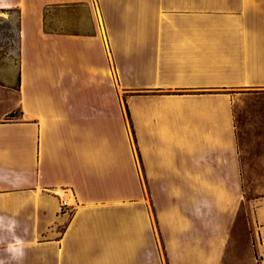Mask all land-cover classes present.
<instances>
[{"label":"crops","instance_id":"crops-1","mask_svg":"<svg viewBox=\"0 0 264 264\" xmlns=\"http://www.w3.org/2000/svg\"><path fill=\"white\" fill-rule=\"evenodd\" d=\"M3 25L0 264L151 260L153 216L169 264H264V124L235 113L264 93V0H0Z\"/></svg>","mask_w":264,"mask_h":264},{"label":"rangeland","instance_id":"rangeland-1","mask_svg":"<svg viewBox=\"0 0 264 264\" xmlns=\"http://www.w3.org/2000/svg\"><path fill=\"white\" fill-rule=\"evenodd\" d=\"M81 10V9H79ZM85 10V9H84ZM7 25L0 26V37L4 38V43H10L11 39H6V36H10V31L7 28ZM235 113L238 122L240 123L243 120H248L252 116H257L259 121L264 124V93H250V94H240L235 102ZM247 163V171L245 182L248 187L249 194H252L253 188L262 183V178L264 174V158H245ZM137 162L138 169L141 176L142 181L144 180L143 169L141 165L140 158L137 153ZM259 183V184H258ZM56 194V206L59 211H64L66 216H71L74 213L73 208L67 206L64 208L60 205L61 195L59 193ZM69 201V199H68ZM74 203V202H73ZM250 215L248 212V208L244 207L242 213L240 215V219L235 227L234 236L232 237V242L230 244L229 250H236L239 252L242 251H252V243L253 239L250 235V224L248 222ZM154 222V240H153V257L151 260H144L142 258H132L126 260L128 264H169L168 258L164 251L163 244L161 242L159 232L155 223V218L153 216ZM58 229V235H60L61 230L64 229L63 224ZM255 241V240H254ZM100 249L104 251V258L98 260L100 264H118L119 259L116 257V253H114L112 244H101ZM122 261V259H121ZM231 260L227 257L224 259L223 264H230Z\"/></svg>","mask_w":264,"mask_h":264},{"label":"built area","instance_id":"built-area-1","mask_svg":"<svg viewBox=\"0 0 264 264\" xmlns=\"http://www.w3.org/2000/svg\"><path fill=\"white\" fill-rule=\"evenodd\" d=\"M66 190V189H64ZM67 191V190H66ZM60 205L64 208H67L68 205H70V202L68 201V198L66 196H62L61 195V199H60Z\"/></svg>","mask_w":264,"mask_h":264},{"label":"bare ground","instance_id":"bare-ground-1","mask_svg":"<svg viewBox=\"0 0 264 264\" xmlns=\"http://www.w3.org/2000/svg\"><path fill=\"white\" fill-rule=\"evenodd\" d=\"M100 16V15H99ZM63 196H66L68 199L71 197V194L65 193V191L61 190ZM72 198V197H71ZM72 200V199H71Z\"/></svg>","mask_w":264,"mask_h":264},{"label":"trees","instance_id":"trees-1","mask_svg":"<svg viewBox=\"0 0 264 264\" xmlns=\"http://www.w3.org/2000/svg\"><path fill=\"white\" fill-rule=\"evenodd\" d=\"M15 113L14 112H11L10 115H14Z\"/></svg>","mask_w":264,"mask_h":264}]
</instances>
